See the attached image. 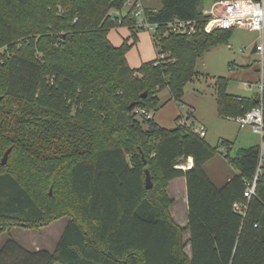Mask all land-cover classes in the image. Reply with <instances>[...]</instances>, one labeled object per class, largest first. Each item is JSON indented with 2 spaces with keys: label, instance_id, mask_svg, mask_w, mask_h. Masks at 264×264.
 I'll return each instance as SVG.
<instances>
[{
  "label": "trees",
  "instance_id": "obj_1",
  "mask_svg": "<svg viewBox=\"0 0 264 264\" xmlns=\"http://www.w3.org/2000/svg\"><path fill=\"white\" fill-rule=\"evenodd\" d=\"M215 1L160 0L159 10L144 7V17L160 33L175 19L204 26L203 5ZM126 2L0 0V236L69 218L53 251L10 239L0 264H264V166L255 195L245 197L260 145L231 157L234 142L214 147L186 126L166 129L138 113L158 110L164 89L181 101L200 75L199 59L231 31L153 35L157 59L132 68L133 44L109 39L117 27L140 29L133 8L121 20L111 16ZM229 84L226 77L215 83L221 119L264 107V89L240 97ZM220 146L236 173L218 187L204 167ZM188 158L193 166L183 169ZM179 178L186 180V227L172 217L167 192ZM237 202L247 204L245 216L234 212Z\"/></svg>",
  "mask_w": 264,
  "mask_h": 264
},
{
  "label": "rangeland",
  "instance_id": "obj_2",
  "mask_svg": "<svg viewBox=\"0 0 264 264\" xmlns=\"http://www.w3.org/2000/svg\"><path fill=\"white\" fill-rule=\"evenodd\" d=\"M140 1L144 7L154 10L161 8L159 0H145L146 3L143 0ZM208 7L209 2H205L203 8ZM129 10L130 6L126 5L122 10H113L111 16L121 20ZM109 39L117 47L124 42L133 44L127 56L132 68H139L143 63L156 60L158 57L153 33L147 29L132 32L128 27H117L110 31ZM261 42L262 34L258 31L246 29L231 31V36L226 43L209 49L199 59L197 72L200 75L186 86L185 95L181 101L172 99L168 89L159 93L161 104L158 110L151 111L153 119L166 129H174L178 123L187 127V122H193L196 127L205 126L206 132L203 136L210 145L215 147L221 140L234 142L230 151L231 157L236 156L242 149L261 145V138L253 133L250 126L241 127L232 119L225 120L218 116L215 96V83L219 77L230 79L228 92L232 95L251 97L258 92L260 86L264 84V73L261 71L262 56L253 50ZM245 83L250 84L251 88H246ZM190 113L193 116L188 119ZM219 150L220 154L209 161L204 168L211 180L221 187L236 171L225 158L226 150L221 146ZM182 182H185L183 178L172 181L168 192L176 200L171 208L172 214L181 226H185L188 221L187 209L185 213L183 210L186 204V188L185 196H183L181 186L178 185ZM68 221L69 218L65 217L40 229L7 230L0 236V250L8 240L13 239L29 251H37L36 247H39V250L53 251L57 245L55 241ZM186 237H189L188 232L185 234Z\"/></svg>",
  "mask_w": 264,
  "mask_h": 264
},
{
  "label": "built area",
  "instance_id": "obj_3",
  "mask_svg": "<svg viewBox=\"0 0 264 264\" xmlns=\"http://www.w3.org/2000/svg\"><path fill=\"white\" fill-rule=\"evenodd\" d=\"M126 5L133 8L132 15L137 19L138 27L142 30H149L158 38L168 37L170 33L195 34L199 31L212 33L215 30L233 31L235 29H246L258 31L262 34V42L256 45V51L262 56V68L264 73V0H220L209 2L208 8H203L202 15L207 19L205 25H200L197 21L175 19L167 25V31L160 33L158 24H151L144 17V6L140 0H127ZM159 32V33H158ZM161 59L164 55L160 56ZM246 88H251L248 83ZM264 84L260 86L259 93H262ZM139 114L151 117L146 110L138 111ZM240 124L241 127L250 126L253 133L261 138L260 145V164L253 183L247 188L245 197L251 199L256 193L257 182L264 166V107L261 103L243 116L232 119ZM187 127L192 132L203 136L206 132L204 126L196 127L193 122H187ZM233 210L242 216L246 215L247 204L237 202Z\"/></svg>",
  "mask_w": 264,
  "mask_h": 264
},
{
  "label": "crops",
  "instance_id": "obj_4",
  "mask_svg": "<svg viewBox=\"0 0 264 264\" xmlns=\"http://www.w3.org/2000/svg\"><path fill=\"white\" fill-rule=\"evenodd\" d=\"M143 2L144 3H146V1L145 0H143ZM159 3H160V5H161V2H160V0H159ZM146 5V4H145ZM259 90H260V88L258 89V92L257 93H255V94H258L259 93ZM255 94H253V95H255ZM240 97H242V96H240ZM193 113V112H192ZM193 116V115H192ZM205 127V126H204ZM206 128V127H205ZM193 166V159L192 158H188L187 160H186V162H185V164H183L182 165V168L183 169H188V168H191ZM234 175H231L230 177H228V179H227V181L226 182H228L232 177H233ZM179 179H182V178H179ZM184 180H185V178H183ZM175 180H177V179H175ZM174 181V180H173ZM172 182V181H171ZM171 182L169 183V186H168V189H169V187H170V184H171ZM178 185H180L181 186V190H182V195L183 196H185L184 194H185V188H186V196H185V198H186V204H185V206H183V210H184V213H185V211H186V209H187V216H188V202H187V187H186V180H185V182H182V184H178ZM168 189H167V192H168ZM168 195H169V197L172 199V200H174V203H173V205L171 206V208L174 206V204H175V202H176V200H175V198H172L171 196H170V194H169V192H168ZM171 208H170V212H171V215H172V217L174 218V220H175V217L173 216V214H172V211H171ZM174 213H175V209H174ZM177 216V215H176ZM176 221V220H175ZM177 222V221H176ZM188 222V221H187ZM178 223V222H177ZM67 224V223H66ZM66 224H65V226H64V228H63V230H62V232H61V234L58 236V239H57V241H55V242H58L59 241V239H60V237H61V235L63 234V231H64V229H65V227H66ZM179 224V223H178ZM180 225V224H179ZM187 225V224H186ZM186 225L185 226H182V227H186ZM181 226V225H180ZM189 233V231H186L185 232V234L186 233ZM3 234V233H2ZM185 234H184V240H185V242H188V240H189V238H190V233H189V237L187 238H185ZM35 250H39V247H36L35 248ZM50 250V249H49ZM186 253L191 257V245L190 244H188L187 245V248H186Z\"/></svg>",
  "mask_w": 264,
  "mask_h": 264
},
{
  "label": "water",
  "instance_id": "obj_5",
  "mask_svg": "<svg viewBox=\"0 0 264 264\" xmlns=\"http://www.w3.org/2000/svg\"><path fill=\"white\" fill-rule=\"evenodd\" d=\"M255 51H256V47L254 48L253 52H255ZM133 106H134V104H131V105H130V108H132ZM10 152H11V149H9V150L5 153V155H4V157H3V160H2V165H3V166L6 165V163H7V161H8V157H9ZM146 188H147L148 190H151V189L153 188V182H152V179H151V176H150L149 171H146Z\"/></svg>",
  "mask_w": 264,
  "mask_h": 264
}]
</instances>
